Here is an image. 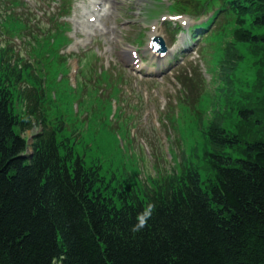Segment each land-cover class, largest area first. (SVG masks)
<instances>
[{
	"label": "trees",
	"instance_id": "trees-1",
	"mask_svg": "<svg viewBox=\"0 0 264 264\" xmlns=\"http://www.w3.org/2000/svg\"><path fill=\"white\" fill-rule=\"evenodd\" d=\"M221 1L219 76L232 94L244 81L230 99L236 121L226 129L218 113L209 122L205 180L183 164L143 196L115 185L118 195L106 193L67 126L44 123L40 78L25 87L26 114L44 124L27 153L32 120L15 111L11 81L34 68L0 48V264H264V139H242L253 113L264 118V0Z\"/></svg>",
	"mask_w": 264,
	"mask_h": 264
},
{
	"label": "rangeland",
	"instance_id": "rangeland-1",
	"mask_svg": "<svg viewBox=\"0 0 264 264\" xmlns=\"http://www.w3.org/2000/svg\"><path fill=\"white\" fill-rule=\"evenodd\" d=\"M39 0H29L30 6L37 7L41 3ZM172 0H118L114 5L109 3L106 11L112 10L102 18L99 15L101 5H95L96 0H75L73 5V13L69 18L73 30L70 35L74 37V42L68 46L65 51L78 54L82 60L81 64L87 66L85 72L88 73L89 67L95 75L99 73H119L123 74L126 81L120 82L124 89L118 96L122 104V114L119 117L120 121H125L130 131L134 134L135 139L143 142L145 146L152 149L156 144H167V139L173 141L174 138L179 142L181 150L178 152L175 146L168 147L159 146L151 156L145 147L135 144L129 137L125 135L124 129L117 126L115 129L116 135L124 144H120L116 135L110 134L104 129L95 124H91L88 128L87 136L89 140L93 137L101 143L102 146L97 148L98 152L104 158L103 172L106 175L102 182V187L106 183L108 185L104 188L106 193L118 195L116 191H112L114 185L116 189H123L127 184L137 189L139 193L144 194L145 188L143 185H150L154 182L160 181L163 177L176 172L179 168V161L182 160L181 154L185 153L186 166L198 168L205 180L208 174V165L204 157V151L210 148L208 139L205 133V128L214 117L215 114L223 112L226 115L224 126L226 129H232L236 121L235 107H231L233 103L230 99L236 98V91L239 83L244 82L239 80L232 87L227 90L224 82L217 79L216 74L219 70V59L221 58L222 48L225 43L224 37L216 39L215 42L209 44V51L216 49V54L208 55V59H203L198 54H193L194 51L186 55L179 52V40H185L192 37L193 32L189 30L199 22L183 15L179 18V22L183 29H180L177 36H173L170 32L174 24H169L172 11L168 5ZM5 7L8 2L4 1ZM2 5V7H3ZM157 10V11H153ZM6 13V11H3ZM15 13H22L25 17V1L15 9ZM38 15L41 16V10ZM2 15L0 14V18ZM92 19V20H91ZM92 24H95L91 27ZM214 27V24L211 25ZM9 33L6 32L4 24L0 23V42L4 43V39ZM153 34H161L164 36L169 44H174L171 47V52L164 58L155 57L148 47L150 37ZM174 37V38H173ZM178 38V41L176 39ZM42 40L43 37L41 38ZM11 46L19 51L25 58L31 46L25 42V34L22 36L14 35L10 37ZM205 44L202 42L200 45ZM195 49L199 50V45L196 41L193 42ZM37 46V50L39 49ZM128 48L130 50H137L135 61L127 59L123 50ZM208 50V47L205 48ZM83 53V55H80ZM31 55H35L31 53ZM49 55L46 53L45 56ZM189 55L191 57H189ZM36 59H39L35 55ZM128 57V56H127ZM73 69L71 77L75 74L77 69V60H72ZM192 65L200 66L207 80L208 91L200 104L199 116L194 115L191 111H182L180 103L194 105L195 101L193 95L184 91L182 85L178 80L179 70L187 69L191 71ZM53 76H56L55 74ZM25 80V78H24ZM72 82V81H71ZM13 87L17 82H13ZM73 83V82H72ZM19 90H23L25 84L23 81L19 83ZM88 87L83 83L80 88L87 92ZM17 101L16 108L21 115H25L22 110L24 101L22 95L20 97L19 91L14 90ZM225 95H228L229 101L226 102ZM113 107L117 105L116 96L110 97ZM195 101V102H194ZM83 102H90L94 105L93 98L89 94H85ZM77 103V100L72 101V106ZM62 110L70 111L66 108ZM180 114V121L182 125L176 128V122L172 121V113ZM83 117L85 114H81ZM179 116V115H178ZM254 122L251 127L243 128L246 133L242 134V139L251 141L252 139H264V118L261 122L258 117L252 116ZM115 125V121H114ZM40 126H35L32 129L22 131V135L29 139L32 143L34 134L39 132ZM180 136L181 140L178 138ZM174 140V141H176ZM29 147L28 151L31 152ZM82 151V149L80 148ZM92 153H95L93 151ZM233 159L244 157L242 152L236 150L231 151ZM168 155H172L174 160ZM164 161L166 165L160 164L161 170L153 167L155 160ZM157 166V165H156ZM135 172L131 177V183L126 179L128 174ZM113 174L116 178H111ZM118 179V180H117ZM140 185L134 186L133 184Z\"/></svg>",
	"mask_w": 264,
	"mask_h": 264
},
{
	"label": "bare ground",
	"instance_id": "bare-ground-1",
	"mask_svg": "<svg viewBox=\"0 0 264 264\" xmlns=\"http://www.w3.org/2000/svg\"><path fill=\"white\" fill-rule=\"evenodd\" d=\"M102 1H104V0H102ZM101 3H102V2L97 3V5H100ZM131 53H132V51H131L130 49H124V50H123V54H125V56L127 55L128 57L126 56V58H128V59H129L130 57H133L132 55H130Z\"/></svg>",
	"mask_w": 264,
	"mask_h": 264
}]
</instances>
